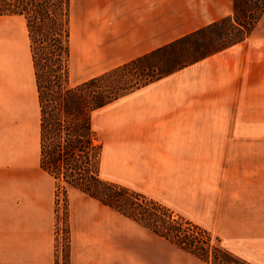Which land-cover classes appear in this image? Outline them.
<instances>
[{
    "label": "crops",
    "instance_id": "obj_1",
    "mask_svg": "<svg viewBox=\"0 0 264 264\" xmlns=\"http://www.w3.org/2000/svg\"><path fill=\"white\" fill-rule=\"evenodd\" d=\"M232 9L233 0H75L81 31L73 52L84 65L111 69L229 16ZM15 38L0 37V264H55L54 184L40 168L51 182L45 207L32 200L19 208V105L26 104L28 93L33 102L36 86L33 67L29 84L18 67ZM243 43L213 56L223 58ZM25 44L21 37L22 54ZM200 62L94 113L93 123L96 114L102 119L105 180L160 203L169 200L166 196L209 191L210 171L232 144L213 124L225 117L195 109L203 100L188 97L186 83L174 81ZM201 186L207 189H195ZM253 191L258 193L256 187ZM80 195L84 199L69 211L70 264H114V211ZM248 226V219L232 222L223 234L253 241L256 257L264 256V223H254L252 232ZM129 255L132 264H156L151 247L144 256L132 247Z\"/></svg>",
    "mask_w": 264,
    "mask_h": 264
},
{
    "label": "trees",
    "instance_id": "obj_2",
    "mask_svg": "<svg viewBox=\"0 0 264 264\" xmlns=\"http://www.w3.org/2000/svg\"><path fill=\"white\" fill-rule=\"evenodd\" d=\"M71 12L72 0H0V17H22L27 29L39 106V168L53 181L55 213L62 201V264H70V190L200 262L250 264L225 249L220 238L162 203L103 179V145L93 115L153 82L243 43L264 15V0H233L231 15L75 86L69 78ZM55 264H59L57 256Z\"/></svg>",
    "mask_w": 264,
    "mask_h": 264
},
{
    "label": "rangeland",
    "instance_id": "obj_3",
    "mask_svg": "<svg viewBox=\"0 0 264 264\" xmlns=\"http://www.w3.org/2000/svg\"><path fill=\"white\" fill-rule=\"evenodd\" d=\"M24 23L22 17H0V37H16L19 45L18 67L26 73L29 84L32 63ZM78 31H81L79 15L75 11V0H72L69 64L72 86L109 70L107 64L84 65L75 56L73 41L74 37L79 36ZM21 37H26L24 54L21 53ZM174 81L186 83L187 89L183 93L188 97L203 100V106H195V109L225 117L223 121L213 124H218L226 132V139L232 144L226 147L224 156L220 155V161H223L219 167L210 171L209 191H205V186L195 187L205 192L181 197L166 196L169 200L161 202L175 214L209 231L213 238H220L223 247L230 253L250 264H264V256L255 255L253 241L242 243L230 240L223 234L232 222L248 219L251 232L254 223H264V15L242 45L223 58L213 56L188 68ZM101 120L99 114L94 116L93 124L98 132L101 130ZM18 127L19 208H25L23 204L32 200L44 208L51 191V182L38 167L39 107L36 90L33 102L28 93L26 104L19 105ZM100 171L101 177L106 179L104 165ZM254 187L257 188V194L253 191ZM79 199L84 198L78 191H69V211L71 204ZM113 217L114 264H132L129 258V249L132 247H138L141 256L151 247L156 254V264H205L115 212ZM64 238L62 201H59L57 212H54L55 252L59 264L63 263Z\"/></svg>",
    "mask_w": 264,
    "mask_h": 264
}]
</instances>
